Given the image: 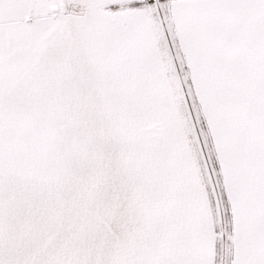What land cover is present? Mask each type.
Wrapping results in <instances>:
<instances>
[{
  "label": "snow or ice",
  "instance_id": "6c2138e0",
  "mask_svg": "<svg viewBox=\"0 0 264 264\" xmlns=\"http://www.w3.org/2000/svg\"><path fill=\"white\" fill-rule=\"evenodd\" d=\"M0 264H264V0H0Z\"/></svg>",
  "mask_w": 264,
  "mask_h": 264
}]
</instances>
